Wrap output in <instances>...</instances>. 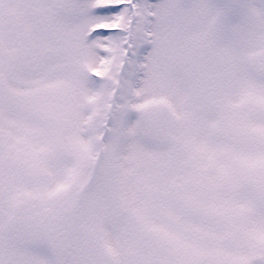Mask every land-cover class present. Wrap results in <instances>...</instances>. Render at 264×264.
Listing matches in <instances>:
<instances>
[{"label": "snow or ice", "instance_id": "obj_1", "mask_svg": "<svg viewBox=\"0 0 264 264\" xmlns=\"http://www.w3.org/2000/svg\"><path fill=\"white\" fill-rule=\"evenodd\" d=\"M0 264H264V0H0Z\"/></svg>", "mask_w": 264, "mask_h": 264}]
</instances>
